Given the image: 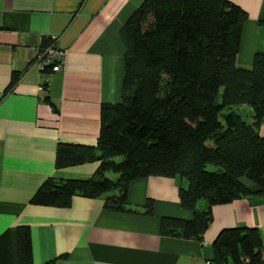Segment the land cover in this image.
<instances>
[{"label":"crops","instance_id":"0c3cea01","mask_svg":"<svg viewBox=\"0 0 264 264\" xmlns=\"http://www.w3.org/2000/svg\"><path fill=\"white\" fill-rule=\"evenodd\" d=\"M140 1L0 0V264H17L15 231L22 224L29 228L34 263L193 264L213 255L211 242L222 228L254 227L261 241L259 264H264L260 193L212 204L200 238L159 232L160 215L192 217V210L178 202V183L185 182L175 176L130 180L127 201L141 205L151 199L150 213L105 208L101 196L74 194L67 206L29 201L47 176L92 174L96 160L55 167V145L95 143L100 104L120 99L119 28ZM230 1L246 14L236 60L249 67L254 51L264 50V0ZM50 33L65 50L63 65L40 71L35 48ZM258 133L264 135V119ZM243 181L253 189L252 182Z\"/></svg>","mask_w":264,"mask_h":264},{"label":"trees","instance_id":"16d2710c","mask_svg":"<svg viewBox=\"0 0 264 264\" xmlns=\"http://www.w3.org/2000/svg\"><path fill=\"white\" fill-rule=\"evenodd\" d=\"M245 17L230 0H141L119 28L120 99L100 104L95 143L55 145V167L96 160L92 174L47 176L29 201L67 206L74 194L101 196L105 208L150 213L151 199L141 205L127 201L130 180L175 176L185 182L178 183V202L192 217L160 215L159 232L200 238L212 204L251 192L264 196V135L258 133L264 119V50L254 51L249 67L237 64ZM238 104L248 105L249 120L231 108ZM199 198L202 208L196 207ZM15 233L17 264L53 263L32 261L27 225H17ZM211 246L208 259L214 264L261 261L254 227L222 228Z\"/></svg>","mask_w":264,"mask_h":264},{"label":"built area","instance_id":"2783aa9c","mask_svg":"<svg viewBox=\"0 0 264 264\" xmlns=\"http://www.w3.org/2000/svg\"><path fill=\"white\" fill-rule=\"evenodd\" d=\"M44 41L40 42L35 48L34 62L40 71H54L62 67L65 50L58 47L55 43L54 33L44 36ZM247 260V256L241 257ZM193 264H214L210 259L204 258ZM229 264V263H226Z\"/></svg>","mask_w":264,"mask_h":264},{"label":"rangeland","instance_id":"374dc122","mask_svg":"<svg viewBox=\"0 0 264 264\" xmlns=\"http://www.w3.org/2000/svg\"><path fill=\"white\" fill-rule=\"evenodd\" d=\"M231 108L234 109V110H236L237 112H239L240 115H241V117H242L243 119H245L246 121L249 120V118H250V116H249L250 111H249V107H248V105H246V104L232 105ZM227 110H229V109H228V108H224L223 112H225V111H227ZM206 168H208V169H212V168H214V166H213L212 164H206ZM109 175L113 177L112 174H109ZM203 200H204L203 198H199V199L197 200V203H198V202H200V203L202 202V203H203V202H204ZM197 203H196V204H197Z\"/></svg>","mask_w":264,"mask_h":264}]
</instances>
